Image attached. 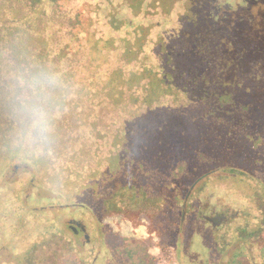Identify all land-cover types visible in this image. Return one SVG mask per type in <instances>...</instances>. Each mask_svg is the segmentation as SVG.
I'll return each mask as SVG.
<instances>
[{
    "label": "trees",
    "instance_id": "1",
    "mask_svg": "<svg viewBox=\"0 0 264 264\" xmlns=\"http://www.w3.org/2000/svg\"><path fill=\"white\" fill-rule=\"evenodd\" d=\"M145 3L0 0V183L31 167L26 186L47 184L48 210L83 219L78 227L88 248L69 241L81 263L124 264L100 245L96 220L106 212L179 193L184 204L175 230H182L199 205L195 194L214 179L241 181L258 222L245 221L230 239L218 236L224 213L206 222L216 225L208 264H223L234 246L227 264H243L236 258L264 240V60L255 63V26L246 27L250 38L239 32L229 39L220 25H206L208 13L189 27L171 23L174 8ZM256 36L264 41L262 27ZM35 79L47 82L45 140L34 138L22 108ZM56 155L66 156L63 165L49 167ZM194 215L197 221L205 214L198 208ZM57 228L49 220L37 243L61 235ZM260 254L249 264H264V244Z\"/></svg>",
    "mask_w": 264,
    "mask_h": 264
},
{
    "label": "rangeland",
    "instance_id": "2",
    "mask_svg": "<svg viewBox=\"0 0 264 264\" xmlns=\"http://www.w3.org/2000/svg\"><path fill=\"white\" fill-rule=\"evenodd\" d=\"M150 1L161 9L168 6L174 8L171 23L179 21L189 27L194 25V19H197L195 15L208 13V17L203 16L206 25H220L219 29L226 30L223 34L229 39H233V34L239 32L244 38H250L246 27L255 26V63L264 60V41L256 36V29H264V0H146L145 4ZM158 20H163L162 14L158 16ZM257 54L260 56L257 57ZM82 112L84 113L83 109ZM169 145L174 143L170 142ZM61 157L56 155L54 160L49 161V167L62 166ZM31 175V167H21L0 183V264H83L69 244L72 241L78 248H85L87 233L78 227L79 221L84 223L83 219L76 217L70 220L65 211L54 209L55 212H50L48 209L52 201L47 184L39 185L42 188L26 186ZM214 180L205 190L195 194L196 205H199L192 206L182 230L175 229L179 223V205L184 204L183 196L175 193L174 197L170 195L159 200L152 196L144 203L130 202L123 210L106 212L96 220V226L101 229L102 234L100 245L109 246V255L124 264H208L216 230V225L206 222L208 215L212 217V222L218 219L216 213L225 214L220 220L227 224L223 225L218 236H226L227 239L232 237L237 226L245 225V221L253 226L260 218V213L255 210V202L249 198L243 182L233 179ZM198 208L205 215L195 221L194 213H197ZM235 212L242 219L234 222L230 219ZM52 219L57 222V229L63 230V233L53 234L48 241L37 243L40 238L38 229ZM72 227L78 228L79 232L74 234ZM256 242V248H252L253 254L246 251L248 257L239 256L236 261L249 264L251 255L261 260L260 247L264 240ZM35 243L37 244L33 246ZM235 248L236 246L230 249L220 263L227 264L231 261ZM28 249L30 252L25 259L18 262ZM37 252L41 253L39 258L36 256ZM100 261V264L115 263L112 259Z\"/></svg>",
    "mask_w": 264,
    "mask_h": 264
},
{
    "label": "clouds",
    "instance_id": "3",
    "mask_svg": "<svg viewBox=\"0 0 264 264\" xmlns=\"http://www.w3.org/2000/svg\"><path fill=\"white\" fill-rule=\"evenodd\" d=\"M46 86L47 82L42 79L32 81L30 87L33 90V97L30 101L22 105L23 110L30 120L32 134L38 140L47 139L51 132L46 111Z\"/></svg>",
    "mask_w": 264,
    "mask_h": 264
}]
</instances>
